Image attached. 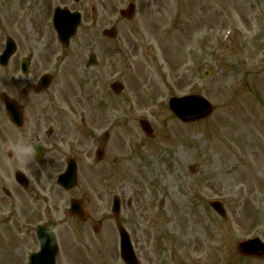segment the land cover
Returning <instances> with one entry per match:
<instances>
[{
    "label": "rangeland",
    "instance_id": "obj_1",
    "mask_svg": "<svg viewBox=\"0 0 264 264\" xmlns=\"http://www.w3.org/2000/svg\"><path fill=\"white\" fill-rule=\"evenodd\" d=\"M27 2L0 0V53L7 36L22 35L14 27ZM54 2L78 10L82 23L56 71L55 87L29 100L41 106L34 115L45 126L51 122L43 107L49 101L60 112L56 135L76 144L78 187L67 195L80 198L87 217L84 223L61 219L59 195L53 193L58 201L48 220L61 238L57 264H121L117 223L129 230L142 264H264L237 250L242 239L264 242V0H39L29 6L38 9L27 33L31 45H43L34 48V73L23 79L17 52L0 67L3 93L33 81L43 55L55 51L49 18L47 24ZM130 4L133 16L119 17ZM229 27L236 31L221 46L219 36ZM112 28L115 35L103 34ZM91 53L98 65L84 70L80 63ZM205 70L210 74L202 77ZM113 82L123 87L119 95L109 88ZM186 91L208 99L214 113L179 122L164 99ZM137 114L150 124L151 138L143 135ZM110 117L113 131L99 141L102 155L95 163L87 139L98 136ZM67 195H61L63 204ZM113 196L122 206L117 218L109 214ZM214 197L222 200L225 220L208 206ZM41 218L40 213L17 222ZM3 228L0 234L11 236L18 259L26 243L21 229L16 222ZM4 254L8 250L0 246ZM12 259L6 264H14Z\"/></svg>",
    "mask_w": 264,
    "mask_h": 264
},
{
    "label": "flooded vegetation",
    "instance_id": "obj_2",
    "mask_svg": "<svg viewBox=\"0 0 264 264\" xmlns=\"http://www.w3.org/2000/svg\"><path fill=\"white\" fill-rule=\"evenodd\" d=\"M49 63L50 62L47 60L42 61L40 69H43L44 67L49 65ZM17 106L22 114V126L20 125L19 127H17L12 125L11 127L14 129V131L8 134L6 127H4L5 125H0V195L13 205V209H15V205L17 203H27L30 198V196H28L26 200H24L23 198H16L15 196L12 197L8 192V184H10L11 180H15L14 178L16 172L22 171L26 174V176H29L30 174L31 183L27 185V188L19 189H21L22 191H26L29 188L33 191V195L37 197V193L34 189V182L39 185L41 181H43L42 176L38 171L47 173V169L51 165L50 159L48 161L42 160L39 166H36L31 162L27 154V149L28 152H30L33 143L29 144L28 140L32 139L33 141L36 135V140L42 139L46 143L53 144L55 146V155L53 157V162H57L58 158L61 155H64V152L59 151L58 147H56L58 145L56 138L50 141V133L47 132V134H43L40 131L39 118L38 116L34 115L35 112H38L36 108L40 107V105L36 104L35 106L33 102H31V100L26 99L23 100V102H17ZM51 112L52 110L49 109V111L47 112L49 115H46L47 118H51ZM24 127H26V129H24ZM8 135L11 136L9 137ZM58 141L61 142V139ZM1 196L0 210L2 209V204L4 202ZM27 246L38 249V243L36 241H31L30 244H27Z\"/></svg>",
    "mask_w": 264,
    "mask_h": 264
},
{
    "label": "water",
    "instance_id": "obj_3",
    "mask_svg": "<svg viewBox=\"0 0 264 264\" xmlns=\"http://www.w3.org/2000/svg\"><path fill=\"white\" fill-rule=\"evenodd\" d=\"M73 33V32H72ZM71 33V34H72ZM70 34V35H71ZM69 35V36H70ZM211 112V109L208 108L207 109V112H205L204 114H196L194 116H187V115H179L178 113L174 112L176 114V116H178L181 120L185 121V122H188L190 120H198V119H201V118H204L206 116H208ZM216 211L219 212L220 214H223V211H222V208L221 207H215ZM249 245H246V244H242L240 246V251L243 253V254H246V255H250V256H257V257H260L262 255H264V248H260L258 246V243L257 241H253V242H250L248 243ZM247 246H256L257 248H260L258 250H250L247 248ZM254 248V247H253ZM252 248V249H253ZM258 251V252H257ZM127 264H135L136 263V260L135 258L132 256L129 260L126 261Z\"/></svg>",
    "mask_w": 264,
    "mask_h": 264
},
{
    "label": "bare ground",
    "instance_id": "obj_4",
    "mask_svg": "<svg viewBox=\"0 0 264 264\" xmlns=\"http://www.w3.org/2000/svg\"><path fill=\"white\" fill-rule=\"evenodd\" d=\"M230 40H231V39H230ZM230 40H229V41H230ZM229 41H228V42H229Z\"/></svg>",
    "mask_w": 264,
    "mask_h": 264
}]
</instances>
